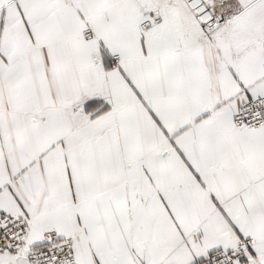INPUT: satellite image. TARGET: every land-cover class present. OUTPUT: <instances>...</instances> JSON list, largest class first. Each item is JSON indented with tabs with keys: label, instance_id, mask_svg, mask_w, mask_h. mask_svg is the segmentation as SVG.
<instances>
[{
	"label": "snow or ice",
	"instance_id": "6c2138e0",
	"mask_svg": "<svg viewBox=\"0 0 264 264\" xmlns=\"http://www.w3.org/2000/svg\"><path fill=\"white\" fill-rule=\"evenodd\" d=\"M0 264H264V0H0Z\"/></svg>",
	"mask_w": 264,
	"mask_h": 264
}]
</instances>
